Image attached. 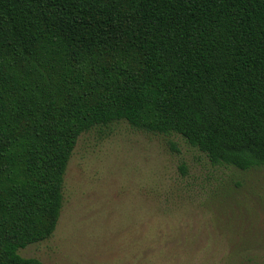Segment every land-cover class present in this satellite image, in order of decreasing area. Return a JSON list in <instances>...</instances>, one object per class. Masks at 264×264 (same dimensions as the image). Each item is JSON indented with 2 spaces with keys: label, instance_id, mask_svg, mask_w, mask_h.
Returning a JSON list of instances; mask_svg holds the SVG:
<instances>
[{
  "label": "trees",
  "instance_id": "1",
  "mask_svg": "<svg viewBox=\"0 0 264 264\" xmlns=\"http://www.w3.org/2000/svg\"><path fill=\"white\" fill-rule=\"evenodd\" d=\"M125 121L264 167V0H0V264L49 239L80 136Z\"/></svg>",
  "mask_w": 264,
  "mask_h": 264
},
{
  "label": "rangeland",
  "instance_id": "2",
  "mask_svg": "<svg viewBox=\"0 0 264 264\" xmlns=\"http://www.w3.org/2000/svg\"><path fill=\"white\" fill-rule=\"evenodd\" d=\"M43 264H264V167L213 166L121 121L80 136Z\"/></svg>",
  "mask_w": 264,
  "mask_h": 264
}]
</instances>
